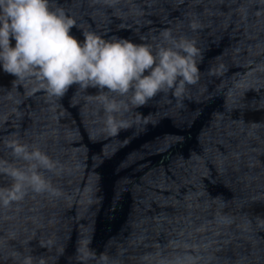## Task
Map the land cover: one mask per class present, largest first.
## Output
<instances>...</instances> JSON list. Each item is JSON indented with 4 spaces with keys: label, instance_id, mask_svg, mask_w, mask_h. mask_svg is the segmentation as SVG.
Masks as SVG:
<instances>
[{
    "label": "clouds",
    "instance_id": "9594fccd",
    "mask_svg": "<svg viewBox=\"0 0 264 264\" xmlns=\"http://www.w3.org/2000/svg\"><path fill=\"white\" fill-rule=\"evenodd\" d=\"M75 24L62 8H51L49 0H0V70L19 81L35 78L50 97L62 96L72 85L105 90L96 99L105 113L104 130L110 134L128 125L117 117L130 106L169 90L179 98L185 84L197 79L193 40L164 31L163 43L154 47L125 37L106 39L91 30L80 39L71 31ZM190 27L198 24L193 21ZM9 147L24 163L0 161V173L11 179L0 187V209L22 201L29 191L58 194L40 171L56 165L38 144L12 140ZM23 264H31V259L26 257ZM100 264H108V258L102 255Z\"/></svg>",
    "mask_w": 264,
    "mask_h": 264
}]
</instances>
